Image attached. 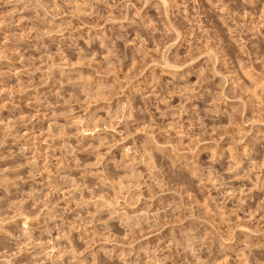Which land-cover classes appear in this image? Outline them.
I'll list each match as a JSON object with an SVG mask.
<instances>
[{
  "label": "clouds",
  "instance_id": "1",
  "mask_svg": "<svg viewBox=\"0 0 264 264\" xmlns=\"http://www.w3.org/2000/svg\"><path fill=\"white\" fill-rule=\"evenodd\" d=\"M208 3L0 0V264H264V0Z\"/></svg>",
  "mask_w": 264,
  "mask_h": 264
},
{
  "label": "rangeland",
  "instance_id": "2",
  "mask_svg": "<svg viewBox=\"0 0 264 264\" xmlns=\"http://www.w3.org/2000/svg\"><path fill=\"white\" fill-rule=\"evenodd\" d=\"M213 2H217V0H213ZM196 3H198L204 10L203 13V20L202 22L206 21L210 26H212L217 33L221 35L223 39L226 41H230L232 37V27L233 25L228 22L226 19H224L226 9H221L219 12L216 11L212 7V4L208 3V0H196ZM229 8H231L233 11L236 10L235 6L229 5ZM248 42L245 45V47L248 49V52L252 56L257 55H264V37L252 34H249V36L245 37ZM233 48L236 52H240L239 45L235 42H232ZM243 55V53H240ZM135 65H131L129 69H122V71H129L134 70ZM252 67H256V65H253ZM245 71H247L245 69ZM245 80H247V77H244ZM193 83H195V78H193ZM262 139L261 136L258 135L257 132H254L252 136L250 137V140L255 144L257 140ZM258 146V145H257Z\"/></svg>",
  "mask_w": 264,
  "mask_h": 264
}]
</instances>
